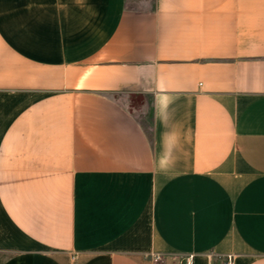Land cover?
<instances>
[{
  "label": "crops",
  "instance_id": "crops-1",
  "mask_svg": "<svg viewBox=\"0 0 264 264\" xmlns=\"http://www.w3.org/2000/svg\"><path fill=\"white\" fill-rule=\"evenodd\" d=\"M264 264V0H0V264Z\"/></svg>",
  "mask_w": 264,
  "mask_h": 264
},
{
  "label": "rangeland",
  "instance_id": "rangeland-1",
  "mask_svg": "<svg viewBox=\"0 0 264 264\" xmlns=\"http://www.w3.org/2000/svg\"><path fill=\"white\" fill-rule=\"evenodd\" d=\"M128 5L131 7L141 6L145 7L148 5V0H127Z\"/></svg>",
  "mask_w": 264,
  "mask_h": 264
},
{
  "label": "built area",
  "instance_id": "built-area-1",
  "mask_svg": "<svg viewBox=\"0 0 264 264\" xmlns=\"http://www.w3.org/2000/svg\"><path fill=\"white\" fill-rule=\"evenodd\" d=\"M219 264H234V263L233 260L230 257H228L224 262H221Z\"/></svg>",
  "mask_w": 264,
  "mask_h": 264
}]
</instances>
